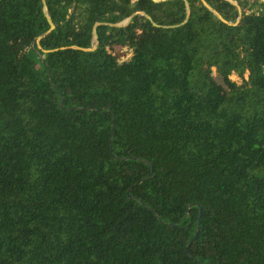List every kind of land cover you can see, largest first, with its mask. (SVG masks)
<instances>
[{
  "label": "trees",
  "instance_id": "obj_1",
  "mask_svg": "<svg viewBox=\"0 0 264 264\" xmlns=\"http://www.w3.org/2000/svg\"><path fill=\"white\" fill-rule=\"evenodd\" d=\"M44 1L0 0V264H264V4Z\"/></svg>",
  "mask_w": 264,
  "mask_h": 264
},
{
  "label": "water",
  "instance_id": "obj_2",
  "mask_svg": "<svg viewBox=\"0 0 264 264\" xmlns=\"http://www.w3.org/2000/svg\"><path fill=\"white\" fill-rule=\"evenodd\" d=\"M42 1V5H43V12H44V14H45V17H46V20H47V22H48V25H49V30L44 34V35H42V36H40V37H38L37 39H36V43L38 44L39 43V41H41V39H43V38H45L49 33H51L53 30H54V25H53V23H52V21H51V19L47 16V14H46V6H45V1L44 0H41ZM153 2H166V1H173V0H152ZM184 2H185V5H186V10H187V13H188V11H189V5H188V3L186 2V0H183ZM227 2H229L231 5H233V6H235L236 8H237V11H238V20L240 19V16H241V10H240V8L238 7V5L235 3V2H232L231 0H226ZM260 2L261 3H263L264 4V0H260ZM203 3V5H204V7L207 9V10H209L210 12H212L213 13V15L217 18V19H219L221 22H225L219 15H218V13L217 12H215V11H213L205 2H202ZM140 16H142V17H144V18H146L148 21H150L151 22V18L149 17V16H147L146 14H144V13H141V14H139ZM134 16H136V14L135 15H133L132 17H130L128 20H126V21H124V22H122L121 24H118V25H110L111 27H116V28H121V27H125V26H127L128 24H129V22L131 21V19L134 17ZM153 24V23H152ZM99 24H97L96 26H98ZM95 26V27H96ZM153 26H156L155 24H153ZM93 38L96 40V34H95V31H93ZM97 46V43L95 44V47ZM95 47L92 49V50H94L95 49ZM81 51H83V52H88V51H90V50H81Z\"/></svg>",
  "mask_w": 264,
  "mask_h": 264
},
{
  "label": "rangeland",
  "instance_id": "obj_3",
  "mask_svg": "<svg viewBox=\"0 0 264 264\" xmlns=\"http://www.w3.org/2000/svg\"><path fill=\"white\" fill-rule=\"evenodd\" d=\"M260 1V0H259ZM93 44L95 43V39L93 38ZM94 47H95V44H94ZM93 47V48H94ZM122 52H124L125 53V55L124 56H121V53ZM111 56H115V57H118L119 58V60L118 61H120V62H124V61H126V60H128L129 59V57H130V52L129 51H127L126 49H123L122 51H116V52H110L109 53ZM213 77L215 78V80L216 81H218V82H220V79H219V77L216 75V73L214 72V70H213ZM230 80L231 81H234V82H236V83H240L241 81H240V79L237 77V76H235V75H231L230 76Z\"/></svg>",
  "mask_w": 264,
  "mask_h": 264
}]
</instances>
